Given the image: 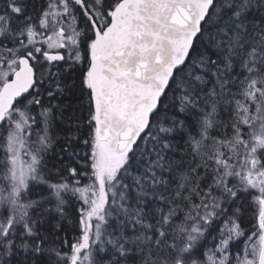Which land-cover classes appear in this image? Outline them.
<instances>
[{"label":"snow or ice","instance_id":"6c2138e0","mask_svg":"<svg viewBox=\"0 0 264 264\" xmlns=\"http://www.w3.org/2000/svg\"><path fill=\"white\" fill-rule=\"evenodd\" d=\"M0 264H264V0H0Z\"/></svg>","mask_w":264,"mask_h":264}]
</instances>
